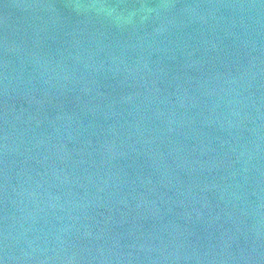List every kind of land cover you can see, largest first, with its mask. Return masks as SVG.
Returning <instances> with one entry per match:
<instances>
[{"label":"water","instance_id":"1","mask_svg":"<svg viewBox=\"0 0 264 264\" xmlns=\"http://www.w3.org/2000/svg\"><path fill=\"white\" fill-rule=\"evenodd\" d=\"M0 264H264V0H0Z\"/></svg>","mask_w":264,"mask_h":264}]
</instances>
